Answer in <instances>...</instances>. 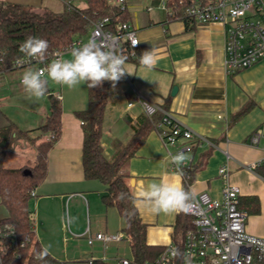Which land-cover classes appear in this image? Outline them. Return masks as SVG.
I'll use <instances>...</instances> for the list:
<instances>
[{"label": "crops", "instance_id": "obj_1", "mask_svg": "<svg viewBox=\"0 0 264 264\" xmlns=\"http://www.w3.org/2000/svg\"><path fill=\"white\" fill-rule=\"evenodd\" d=\"M0 1L55 12H62L69 5L87 7L85 0ZM161 2L127 0L129 23L137 30L140 44L134 60L125 63L130 74L126 73L109 89L102 138L105 154L112 158L131 138L134 126L147 115L136 99L137 92L141 93L169 110L180 125L194 133V138H180L168 148L159 129H152L126 168L133 195L136 197L150 182L162 178L175 181L176 169L166 157L170 152L182 151L189 157L187 166L192 164L196 169L191 183L182 175L179 182L186 190L194 192L195 197L206 191L220 199L224 180L219 169L228 161L230 182L239 188V201L243 202L240 208L247 213L246 228L264 237V177L255 169L264 162V58L251 67L228 73L224 25L196 23L194 29H188L183 19L171 18ZM145 51H150L154 57L152 68L139 62ZM29 68L37 70L36 65L0 69V127L13 121L18 128L12 134L4 160L5 166L10 168L35 165L37 150L20 130H29L31 137L37 136L40 134L37 128L50 111L47 95L40 99L29 98L22 87V74ZM48 87L51 92L62 95V134L48 153L46 178L32 193L30 203L36 236L57 260L77 261L90 254V264L95 263L92 260L121 264L120 257L133 258L132 251L130 256L118 251L121 246L131 250L130 242L105 243L95 239L89 249L79 243L80 238L95 237L99 231L116 233L124 227L118 209L106 207L102 200L106 184L98 179H87L84 174V132L76 111L87 106V84L69 89L49 81ZM130 102L134 105L129 106ZM248 103H254L253 108L233 121V115ZM255 132L260 135L258 143L252 142ZM202 137L205 140L199 141ZM188 144L192 149H183ZM249 197L258 201L251 202L247 200ZM138 211L147 224L149 244L166 246L175 242L178 214L153 215ZM8 214L0 196V223ZM68 216L73 222L66 228L62 217Z\"/></svg>", "mask_w": 264, "mask_h": 264}, {"label": "trees", "instance_id": "obj_2", "mask_svg": "<svg viewBox=\"0 0 264 264\" xmlns=\"http://www.w3.org/2000/svg\"><path fill=\"white\" fill-rule=\"evenodd\" d=\"M86 8L69 5L62 12H55L48 8L36 9L32 6L19 3L0 1V69L16 70L13 63L22 57L20 45L28 36L46 40L49 48L46 58L55 52L80 43L82 37L91 32L96 20L109 17V27L117 28L119 24L129 21L127 0L124 6L112 0H85ZM194 1L207 2L209 0H167L174 8L171 18L183 17L188 29H194L196 22L185 15L184 7ZM183 15V16H180ZM138 54V47L136 55ZM129 57L126 61L134 60ZM112 82L105 81L102 86L88 88V103L84 109L76 111L81 119L83 141V166L87 179H98L107 188L102 195L106 207H116L123 219V230L131 236L130 246L133 254L131 264H143L156 260L165 246L149 244L147 241V224L140 217L135 205L136 197L133 195L129 184L130 175L126 168L138 149L145 142L152 129H159L163 114L157 112L152 116L146 115L138 125L134 126L131 138L123 144L112 158L105 154L102 138L104 121L109 99V89ZM50 101V111L45 122L37 128L40 132L35 137L30 136V131L20 130L37 150V161L33 166L20 168L6 167L4 164L6 153L9 149L12 134L17 130L13 121L0 127V196L2 203L8 209V216L0 224L12 223L14 229L11 233L0 237V264H52L57 259L47 251L43 259L38 255L45 250L36 236L35 220L31 208L33 191L46 178L48 172V153L60 139L62 134L63 106L61 99L51 92L47 85V94ZM254 106L248 103L239 112L233 115V121L245 116ZM43 135H47L44 137ZM196 167L187 166L188 182L193 181ZM256 171L264 177V162L255 166ZM28 170V172H27ZM124 193L125 198L120 199ZM249 201L257 202V198L249 197ZM246 200V202H247ZM239 206L243 202L239 201ZM134 213L129 216L128 213ZM194 218L189 213H179L175 225V243L182 248V240L188 230L194 228ZM22 244L18 245L16 244ZM98 264H111L101 260L93 262Z\"/></svg>", "mask_w": 264, "mask_h": 264}, {"label": "built area", "instance_id": "obj_3", "mask_svg": "<svg viewBox=\"0 0 264 264\" xmlns=\"http://www.w3.org/2000/svg\"><path fill=\"white\" fill-rule=\"evenodd\" d=\"M112 2L124 6L126 0H112ZM161 7L166 9L170 16L174 15V8L167 0H162ZM184 13L196 23L218 22L224 25L225 67L228 73L251 67L264 58V0L194 1L184 7ZM179 18L183 19V17ZM109 22V17L96 20L91 29V40L114 49L127 59L136 57V49L140 44L137 30L129 22H123L115 29L109 27ZM136 41L139 43L133 46ZM78 44L73 43L55 52L43 62L22 57L13 63V67L25 68L36 65L37 70L44 69L52 60L63 58L65 52L71 51L73 46H78ZM18 60L25 62L18 64ZM136 95L137 101L148 116L157 112L163 114L158 126L161 139L166 147L169 148L176 144L180 138L188 140L194 138V133L189 128L180 125L169 110L150 101L139 92ZM56 96L59 99L62 98L59 93ZM133 105L134 102L129 103V106ZM259 138L260 135L255 132L252 135V142L258 143ZM201 140L205 139L199 138V141ZM183 149L191 150L192 145H184ZM186 168L187 163L182 165V176L189 183ZM230 171L228 161L219 169L224 180L222 198H213L206 191L194 198L193 208L189 214L194 218L195 226L185 234L181 242V250L175 242H172L165 246L156 260L143 264H264V237L248 232L247 213L239 206V188L230 182ZM13 229L12 223L1 224L0 237L11 233ZM95 239L105 243L130 242L131 236L124 230L116 233L99 231L95 237H89V243H93ZM18 245H23V243H17L16 246ZM171 249H178L181 256H173ZM119 260L121 264L132 263V259L126 257H120Z\"/></svg>", "mask_w": 264, "mask_h": 264}, {"label": "clouds", "instance_id": "obj_4", "mask_svg": "<svg viewBox=\"0 0 264 264\" xmlns=\"http://www.w3.org/2000/svg\"><path fill=\"white\" fill-rule=\"evenodd\" d=\"M138 43L139 41H136L133 46ZM48 48L49 44L46 40L28 36L20 45L19 51L29 60L43 62ZM126 59L114 49L100 45L95 40H90L80 46H73L69 58H56L44 69L29 68L25 70L22 74L21 84L28 97L36 99L43 98L47 94L49 81L69 89L80 84H87L91 89L97 88L102 86L105 81L112 82L115 87V84L126 73H129L125 69ZM24 62L23 60L17 61L18 64ZM139 62L146 68H152L155 63L150 51L143 52L139 57ZM166 159L175 165L176 180L162 178L146 184L143 190L137 193L135 205L138 209L153 215L189 213L193 208L195 193L186 190L179 182V177L183 175L182 165L187 162L189 157L181 151L176 154L169 153ZM124 198L125 194L121 193L120 199ZM133 214L128 213L129 216ZM62 220L65 221L66 228L73 222L70 216L62 217ZM171 254L176 257L181 256L178 249H171ZM46 255L47 250L45 249L37 258L43 259Z\"/></svg>", "mask_w": 264, "mask_h": 264}, {"label": "rangeland", "instance_id": "obj_5", "mask_svg": "<svg viewBox=\"0 0 264 264\" xmlns=\"http://www.w3.org/2000/svg\"><path fill=\"white\" fill-rule=\"evenodd\" d=\"M146 2V1H148V0H140V2ZM91 40V32H89V33H87V34H85L83 37H82V42L81 43H79L78 44V46H80L81 44H83V43H85V42H88V41H90ZM70 52L71 51H68V52H65L64 54H63V58H69L70 57ZM56 85V84H55ZM58 87V86H57ZM16 109H18V108H16ZM89 239V238H88ZM88 239L85 237V238H80V241H79V243L82 245V247L84 248V249H89V248H91L90 246H91V244L90 243H88L89 241H88ZM116 248V247H115ZM116 250H117V248H116ZM119 252H120V254H123L124 252L127 254V255H131V250H130V248H128V246H127V248H123L122 246L119 248V250H118ZM80 256H82V255H80ZM83 257H85L84 259H81V260H77V261H67V260H63V259H59V260H57V262H55V263H52V264H90L89 262H88V257H90V254H87L86 256H83ZM87 257V258H86ZM91 264H98V262L96 261L95 263H91Z\"/></svg>", "mask_w": 264, "mask_h": 264}, {"label": "water", "instance_id": "obj_6", "mask_svg": "<svg viewBox=\"0 0 264 264\" xmlns=\"http://www.w3.org/2000/svg\"><path fill=\"white\" fill-rule=\"evenodd\" d=\"M175 91H176V88L174 89V93H175ZM27 172H28V170H27Z\"/></svg>", "mask_w": 264, "mask_h": 264}]
</instances>
